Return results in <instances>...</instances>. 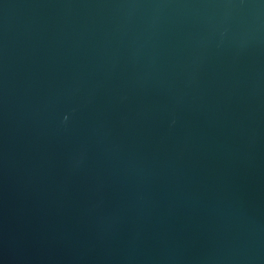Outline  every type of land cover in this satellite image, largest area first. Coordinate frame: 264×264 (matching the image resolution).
Listing matches in <instances>:
<instances>
[{
    "label": "water",
    "instance_id": "95a60500",
    "mask_svg": "<svg viewBox=\"0 0 264 264\" xmlns=\"http://www.w3.org/2000/svg\"><path fill=\"white\" fill-rule=\"evenodd\" d=\"M0 264H264V0H0Z\"/></svg>",
    "mask_w": 264,
    "mask_h": 264
}]
</instances>
